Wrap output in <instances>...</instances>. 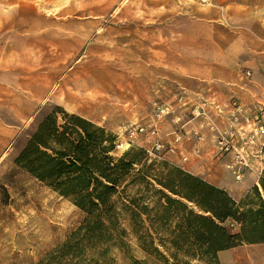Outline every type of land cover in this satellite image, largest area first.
Returning a JSON list of instances; mask_svg holds the SVG:
<instances>
[{
    "label": "rangeland",
    "instance_id": "obj_1",
    "mask_svg": "<svg viewBox=\"0 0 264 264\" xmlns=\"http://www.w3.org/2000/svg\"><path fill=\"white\" fill-rule=\"evenodd\" d=\"M216 17L221 19L213 22ZM258 24L264 32V0H0V264H165L154 248L145 252L131 236L120 246L80 243L72 235L84 214L16 165L37 125L61 110L113 133L116 156L145 151L237 202L249 193L246 203L258 206L252 190L258 186L262 192L264 171V41L256 45L251 37ZM243 32L254 51L243 64L227 68L237 80L223 82L220 97L215 83L200 76L201 62L218 38ZM233 45L241 50L239 41ZM171 46H177L172 64ZM186 94L191 103L182 106L178 100ZM211 95L226 106L220 115L207 107L206 125L199 129L190 106ZM155 103L173 105L158 121L168 142L160 152L152 151V139L130 134L156 119ZM199 142L203 153L185 149V143ZM148 194L146 201L157 199ZM37 195L52 210L46 228L45 206L33 203ZM157 238L153 234L155 248L168 264H206L181 254L174 261ZM71 239L78 243L77 255L62 256ZM218 262L264 264V244L221 252Z\"/></svg>",
    "mask_w": 264,
    "mask_h": 264
},
{
    "label": "trees",
    "instance_id": "obj_2",
    "mask_svg": "<svg viewBox=\"0 0 264 264\" xmlns=\"http://www.w3.org/2000/svg\"><path fill=\"white\" fill-rule=\"evenodd\" d=\"M116 144L104 127L61 110L37 125L15 163L84 214L72 235L80 243L120 246L131 236L145 252L154 248L165 264L153 234L174 261L181 254L206 264H219L221 252L264 244V171L262 192L258 186L252 190L258 206H252L246 203L249 193L237 202L224 189L152 160L145 151L116 156ZM148 193L157 199L146 201ZM77 245L69 240L62 256L77 255Z\"/></svg>",
    "mask_w": 264,
    "mask_h": 264
},
{
    "label": "crops",
    "instance_id": "obj_3",
    "mask_svg": "<svg viewBox=\"0 0 264 264\" xmlns=\"http://www.w3.org/2000/svg\"><path fill=\"white\" fill-rule=\"evenodd\" d=\"M227 18L230 19V16H227ZM216 19L220 20L221 18H219V17H216L213 19L211 18V20L213 22H215ZM213 22L211 24H212V27L215 28L213 26V24H215V23H213ZM226 22H228V21L226 20ZM247 23H248V21H247ZM256 26H258L259 30L257 28L256 32L254 34L253 33L251 34V37L254 40V42L256 40L255 44L257 45L258 42L262 43L264 41V35H263L264 32L260 28L259 24ZM249 37H250V35L248 32H243L241 35L233 36V37H230L229 35H227V40L226 39L222 40V39L218 38L215 41L217 46H212L211 49L209 50L207 58L201 62V66L205 69L203 71H201V73L203 75H200V76H203L202 77L203 81L206 80L208 82L215 83L216 90H214V91H216L217 93H218V90H225L223 88L224 87L223 82L224 83H231V82H233L234 79H235V81L237 80V75L235 74V72L229 71V70H227V68L228 67L233 68L231 66L234 65L235 63L237 64V62H240L241 64H243L244 60L246 61L247 58H249L250 52L254 51V49H252V47L249 45V43H250ZM234 41L236 43L238 41L241 43V46H240L241 50H238V51L234 50V45H233ZM173 47H177V46H171L170 51H167L168 61L170 62V64H172L173 61L177 60L175 57V54H173V51H172V49H175ZM235 57H236V59H235ZM179 60L178 61L181 62V59H179ZM185 60L187 62L188 57ZM206 60H207V62H206ZM220 73H222V76H219ZM210 74H212V75L210 76ZM236 83H238V82H236ZM233 91L237 95H240L242 98L252 99V98H250V96H246L245 93H243L240 90H233ZM220 95L221 94H219V96ZM200 143L201 142L195 143V144L194 143H185L184 146H185V149L188 146V151L192 152L196 149V150L200 151L201 153H203ZM192 146H193V148L191 149Z\"/></svg>",
    "mask_w": 264,
    "mask_h": 264
},
{
    "label": "built area",
    "instance_id": "obj_4",
    "mask_svg": "<svg viewBox=\"0 0 264 264\" xmlns=\"http://www.w3.org/2000/svg\"><path fill=\"white\" fill-rule=\"evenodd\" d=\"M249 77H250V72H247L245 74V78H249ZM178 102L182 106H186L191 103V99L188 95L187 96L182 95L180 96ZM155 106H156L155 108L156 119L149 120L144 124L136 125V127L130 131V134L131 135L141 134L145 138L152 139V151L160 152L165 148V145H167L168 142H166L165 144L163 138L160 136V128L158 126V121L160 120V118H163L164 116H167L172 112L173 105L165 104V103L160 105L155 103ZM225 106L226 105L217 101L215 95H211L208 100H205L199 104H192L190 107H192L191 113L194 118H197V124L199 125V129H200V128H204V126L206 125L207 111H208L207 107L213 108L216 115H220L223 113V109L225 108ZM179 140H180V136L175 135L173 141L177 143L179 142ZM237 178L238 179L240 178L239 173L237 174Z\"/></svg>",
    "mask_w": 264,
    "mask_h": 264
},
{
    "label": "bare ground",
    "instance_id": "obj_5",
    "mask_svg": "<svg viewBox=\"0 0 264 264\" xmlns=\"http://www.w3.org/2000/svg\"><path fill=\"white\" fill-rule=\"evenodd\" d=\"M119 10V9H118ZM33 196V195H32ZM42 197H43V195H41ZM41 196L40 197H38V195H37V198L35 197V199H34V202L33 203H36L37 205H39V206H45V214L43 215V217H41L42 219H41V222L42 223H44V227L46 228L47 227V224H48V222H45V221H47V220H49L48 218L50 217V215H51V213H50V211H52V210H50V211H47V207H48V204L47 203H45V201H43L42 199L43 198H41ZM46 197V196H45ZM46 200V199H45ZM49 204H51V203H49ZM31 205H33V204H31ZM17 206H19V205H17ZM55 206V205H54ZM24 207V206H23ZM35 207V206H34ZM51 208H53V207H51ZM55 208V207H54ZM54 210V209H53ZM25 211V210H24ZM54 212V211H53ZM28 213V212H27ZM35 213V212H34ZM44 213V212H43ZM53 214V213H52ZM37 215H39V214H37ZM56 215L57 214H55V217H56ZM36 217V216H35ZM40 217V216H39ZM39 217H38V219H39ZM53 217V216H52ZM54 217V218H55ZM34 218V217H33ZM37 218V217H36ZM53 219V218H52ZM36 221V220H35ZM39 222V221H38ZM41 223V224H42ZM40 224V223H39ZM50 224V223H49ZM57 224V223H56ZM49 226V225H48ZM50 227V226H49Z\"/></svg>",
    "mask_w": 264,
    "mask_h": 264
}]
</instances>
